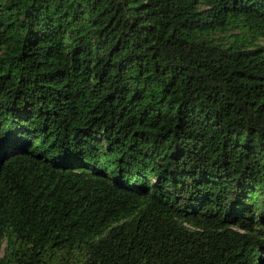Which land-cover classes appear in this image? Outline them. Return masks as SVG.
Segmentation results:
<instances>
[{"label":"trees","instance_id":"trees-1","mask_svg":"<svg viewBox=\"0 0 264 264\" xmlns=\"http://www.w3.org/2000/svg\"><path fill=\"white\" fill-rule=\"evenodd\" d=\"M0 264H264V0H0Z\"/></svg>","mask_w":264,"mask_h":264}]
</instances>
